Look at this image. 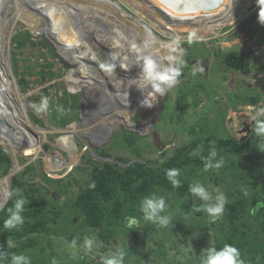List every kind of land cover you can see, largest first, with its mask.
I'll return each mask as SVG.
<instances>
[{
	"label": "rangeland",
	"instance_id": "obj_1",
	"mask_svg": "<svg viewBox=\"0 0 264 264\" xmlns=\"http://www.w3.org/2000/svg\"><path fill=\"white\" fill-rule=\"evenodd\" d=\"M64 1L68 2V0ZM75 1L78 3L79 10L81 9L80 11H88L79 13V16L75 13L74 17H70L71 25L64 29L66 19L75 11L73 5H61L59 1L54 0L42 2L39 0H0V18L7 17L6 24H8L9 33H11L3 56L6 57L7 67L13 79V88L21 100L20 109L24 111L25 117L29 121L25 125L29 134L31 133L29 136L18 133L2 111L0 115L6 120V124H0V128L7 130L12 142L16 141L13 136H18L22 143H16L20 144V147H15L14 144H7L0 138V148L5 153L8 152L13 159V168L7 175L10 176L12 170L15 173L11 178V183L9 182L10 187L9 184L6 187V197L0 200V205L7 203L11 197L13 177L20 175L30 167L31 171L24 174V178L30 183H38L44 188L48 187L45 199L52 206L48 211L52 212L53 210L54 212L48 215L43 214L42 217L48 226H40L39 234L36 237L34 235L35 238L29 237L28 243L33 245V249L30 252L22 251L17 255L28 257L29 254H32L35 258L41 257L45 260L42 263L34 261L32 264H52L53 260L56 261V264H104L105 258H116L122 254V264H186L187 259L190 258L189 252L196 250L192 233L187 230L186 226L194 219L201 218L194 213L192 216L178 214L180 203L184 199H187L188 202H200L205 207L204 215L207 217V208L214 207L220 196H224L225 203H229L234 199L233 195L220 194L214 189L213 195L210 196L212 190L209 184L212 183H209L204 188L208 196L207 200L191 190L184 199L174 202L176 208H171L172 211L169 212L170 203L176 197H171L170 192L157 188L151 197L142 201L145 204L147 200L156 202L161 197L164 199V207L155 211L152 220H147V225L153 226V233L146 232L147 225L138 221L134 216L135 219L129 218L128 221L135 220L137 222L134 224L137 225V228L139 226L144 228L136 230L133 233L135 236L119 233L114 238L116 242L112 241L109 244L105 239L98 238L96 232L83 226L79 212L74 209L73 205L74 196L77 194L79 186L76 184L72 187L68 186L70 185L69 180L72 178L67 179L61 188L58 187L59 183L48 185V180L45 178L46 176L51 179L65 177L72 168L85 162L82 158L86 152L90 153L93 161L101 160L110 163L114 161L113 158L99 157L94 153L95 150L103 149L111 155H124L135 160H154L160 156L161 151H173L177 146L184 145L183 143L191 144L195 138L200 139V146L194 151V155L204 152L206 149L204 144H206V140L207 143H210L209 138L213 139L211 141L213 144L221 138H235L239 143H244L254 132L256 121L252 120L251 116L255 115L256 110L264 108V25L258 22L259 9L256 0H239L238 5L242 6H237L235 13L220 23L218 22L211 32L206 29L199 32L196 29L200 26L197 25L196 29L192 26H190L192 29L186 28V24H179V18H174L179 25L177 27L179 36H176V30L162 25L153 16L142 10L141 7L145 6L143 1L111 0L121 6L130 18L137 19L162 41L167 43L175 41L178 51L180 48L185 50L181 57L185 63L182 65L175 61V66L181 69L182 75L178 77L175 84L168 87L164 95L160 93L155 96L159 110L154 114L144 112L141 105L131 108V110L129 109L131 105L127 102L130 96L140 97L139 92L141 91L143 94V91L149 88L139 87L135 81L138 79L137 76L143 75V56L146 54L142 53L140 56L142 64H139L138 68L134 65L130 71H124L121 68L122 64L118 62L124 55H128L127 52L130 49L135 50L136 45H133L131 41L138 40L137 37L132 39L133 32L136 30H128L129 24L122 22L118 15L114 14V16L111 8L104 6L105 0ZM153 1L157 2L158 7L162 10L168 11L171 15L175 14L166 4L159 0ZM176 12L178 16L210 13L183 14L180 13L181 9ZM155 14L165 22H171L170 17L157 11ZM179 21L181 22L182 19ZM42 25H44V29L51 25V29L56 31L57 36L62 37V43L68 44L67 50L70 53H72L71 44L75 46V51L79 55H82L86 50H91L93 56L82 57V64L88 67L89 71L84 72L82 66L77 70V75L84 78L83 80H90L89 86H84L75 93L71 91L67 82L68 74L72 69L71 61L60 53L57 44L49 35L35 32V30H41ZM33 26H35V30ZM24 31H29L35 41H46L55 56H52L46 47L33 48L26 45L23 49L16 48L13 39L18 33L24 34ZM193 32L196 33L197 38H194L190 43L188 38ZM73 34L79 38L75 39ZM177 37L180 39H176ZM76 47L79 49L76 50ZM15 51L19 66H23L22 71H25V76L22 78L16 73L12 63V53ZM22 51L25 53L24 55L20 54ZM112 51H115L116 58L111 55ZM230 51H239L245 55V62L250 66L248 73L242 74L225 67L223 55ZM41 52L48 56V61L53 63L51 70L56 71L59 77L47 82L41 80L40 68L36 66L37 62L45 63L44 59L40 57ZM133 55L134 53L128 55V61L132 62V65L135 63ZM101 64H112L116 67L112 72H107L101 69ZM27 66L32 67L30 72L25 68ZM165 66L170 67V63L165 61ZM193 71H195V76L192 75ZM23 79L29 84L25 90L20 84V80ZM139 88L141 89L139 90ZM65 93L78 97L79 109L77 118L62 126L63 121L59 115L62 114L63 109H59L58 105L65 104ZM150 94L148 89L146 96ZM251 97L260 98L258 104L252 105L254 107L249 112L247 106L251 105ZM43 98H47V107L38 112L34 105H39ZM10 101L18 103L16 97L9 100L7 97L4 98V94H0V104L9 110L8 113L12 112ZM26 103L30 107L27 108ZM93 107L96 108L95 113L92 112ZM86 108H88L86 124L90 121L96 122L100 118L99 122L91 123V131L84 126L83 129H79V126L85 125L83 117H85L84 110ZM71 110L72 108L69 106L66 108L68 112ZM126 112H129L127 116H125ZM121 115H123V122L118 124L117 120L120 118L116 120L114 118L122 117ZM0 123H3V120ZM98 124L101 127L97 130L96 125ZM201 125V129H203L201 131L206 133L205 137L199 133ZM104 127L106 129L103 131ZM122 128L126 129V132L149 138L148 142H145L146 139H144L142 142L137 141L134 146V148L140 149L141 157H137L132 149L111 145L113 135L117 132L121 133L119 131ZM193 128H196L194 134L190 132L193 131ZM79 131L82 133H78ZM123 137L121 134L118 142H121ZM258 138L256 146L261 151L259 147L261 139ZM66 139L67 144H65ZM74 147L76 148V162L62 173L63 158L65 159ZM256 155L258 154L248 157L255 161L258 170L261 164H259L260 161L257 160ZM16 167L18 168L16 169ZM89 178V172L77 176V180L83 184H86ZM212 186L216 188V186ZM196 188L199 186L193 189ZM53 190H61L65 195L62 198H57ZM5 206L6 204L2 206L0 212ZM143 211V214L147 216L148 213L144 209ZM69 217H76V221L69 220ZM166 217L168 223L161 224V220ZM15 228L7 230L12 231ZM71 236L75 238L74 246L73 240H70ZM85 238L93 241L91 251L85 248ZM162 251L165 254L159 257L158 254Z\"/></svg>",
	"mask_w": 264,
	"mask_h": 264
},
{
	"label": "trees",
	"instance_id": "obj_2",
	"mask_svg": "<svg viewBox=\"0 0 264 264\" xmlns=\"http://www.w3.org/2000/svg\"><path fill=\"white\" fill-rule=\"evenodd\" d=\"M13 43L16 48L23 49L26 45L35 47H46V49L55 56L51 46L44 40H33L29 31L24 34L18 33ZM20 54H25L23 51ZM40 57L45 63H36L40 68L39 75L44 82L51 81L59 74L51 70L53 63L48 61V56L41 52ZM39 58V57H37ZM225 67L232 71H238L246 74L250 71V66L245 62V55L239 51L228 52L223 55ZM12 63L16 73L20 78L25 76L22 71L23 66H19L16 51L12 53ZM28 72L32 70L31 66L25 67ZM21 87L25 90L28 87V81L20 80ZM64 105L59 104V109H63L59 117L63 125L69 124L78 115V97L65 93ZM260 97H251V105H256ZM249 103V104H250ZM71 111H66L67 107ZM199 133L205 137L206 133ZM190 131L192 134L195 132ZM121 133H115L112 137L111 145L113 147L132 149L137 157H141L140 149L134 148L137 141H149V138H143L135 133L126 132L120 129ZM121 134L124 136L121 142H118ZM259 139L254 132L244 143H239L235 138H221L214 144L213 139L209 138L210 143L204 144V152L194 155V151L200 146V139L195 138L191 144L183 143L177 146L173 151L164 150L160 156L154 160H135L124 155H111L105 150H95L94 153L99 157L113 158L112 163L106 161H93L89 152L83 156L84 163H80L70 170V172L61 179H51L46 176L47 184L59 183L62 186L69 180V187L76 184L79 186L77 194L74 196V209L79 212L83 226L97 233L98 238L105 239L111 244L115 241L119 233H127L135 236V231L143 229L133 223V227H128L129 218H135L147 225L146 215L143 214L144 202L147 197H151L157 188L170 192L172 199L170 211L176 208L174 202L184 199L189 191L194 187L205 188L206 184L211 187V194L216 189L217 193L229 195L234 199L225 203L224 211L215 221L210 213H206L205 207L200 202H188L184 199L178 206V214L192 216L193 213L201 218L194 219L186 228L191 231L195 251L189 252L190 258L186 264H200L201 254L208 248L221 249L225 244L232 245L239 249L241 259L244 264H264V151H259L256 146V140ZM123 143V144H122ZM153 147L152 145H149ZM215 153V155H213ZM258 154L257 160L261 167L257 170L255 161L250 160L248 156ZM47 156V155H46ZM244 156V157H243ZM222 161V163H221ZM220 164L217 168L216 165ZM71 166L68 156L63 158L62 169L64 173ZM13 168V159L9 153H5L0 148V178L7 175ZM177 170V176L173 179L179 181L178 185L173 184V179H169L167 171ZM31 168H26L20 175L12 179L11 197L5 208L0 212V252L5 253V257L0 258V264H10L11 255L24 252H30L33 245H29V237L35 238L39 234L40 226H48L42 217L54 213L48 211L52 208L51 203L45 199L48 194V187L44 188L38 183H30L24 178V174L29 173ZM89 172L90 178L84 183L77 180V176ZM74 182V183H73ZM216 188H213V186ZM10 187V184H9ZM196 188V189H199ZM57 198H62L65 194L53 190ZM215 193V192H214ZM8 198V197H7ZM26 200L21 215L23 224L17 226L15 230L9 231L4 228V220L8 218L7 209L13 207L18 199ZM6 203V202H5ZM4 203V204H5ZM219 203L216 201L214 207ZM0 205V209L4 205ZM172 208V209H171ZM54 209V208H53ZM48 211V212H47ZM47 212V213H46ZM134 218V219H135ZM69 220L75 222L76 217H69ZM178 219V218H177ZM176 219V220H177ZM33 221V223H30ZM198 221V222H197ZM151 226V224H149ZM145 227L146 232L153 233V226ZM212 233V235H211ZM35 235V237H33ZM11 240L13 246L7 245V240ZM70 240H75L70 237ZM77 242V241H76ZM116 242V241H115ZM162 251L158 256H164ZM30 262L36 261L42 263L44 259L35 258L32 254L28 255ZM86 259V258H85ZM179 264V263H178Z\"/></svg>",
	"mask_w": 264,
	"mask_h": 264
},
{
	"label": "bare ground",
	"instance_id": "obj_3",
	"mask_svg": "<svg viewBox=\"0 0 264 264\" xmlns=\"http://www.w3.org/2000/svg\"><path fill=\"white\" fill-rule=\"evenodd\" d=\"M42 1H44V0H39V2H42ZM54 1H59L61 5H64V4H67L68 6L73 5L72 7L75 9V11H73L74 13L72 15H70L68 17V19H66V27L64 29L68 28V25H71V18L75 16V13L79 16V13L81 14V13H84L85 11H88V10H85V11L83 10L84 12L80 11L81 9L79 10L78 3L75 0H73V1L72 0H68V2L67 1L65 2L64 0H54ZM141 1H143V3H145V6H142V7L140 6L141 9L144 10L148 15L153 16L162 25L171 27L174 30H176L175 31L176 32V36H179L177 34L178 33V28L177 27L179 25H177V21H175L174 18H179L178 19L179 24H181V25L186 24V26H187L186 28L192 29V28H190V26H192V27H195V29H196L197 26H200L198 29H196L197 31L200 32V31H203V30L206 29L207 31L211 32L212 28L215 27L218 22L220 23V21L224 20L226 17L231 16L232 14H234L237 6H239V7L242 6V5H238L239 4L238 3L239 0H226V2L221 6V8L219 10L215 11V12L195 14V15H187V16H178L176 14L177 13L176 11H179L180 8H182V6L185 3L184 1H186V0L182 1V3L179 2L180 4H172V2H171L172 0L171 1L170 0H159L160 2L166 4L172 11L175 12V14H172V15L168 11H165V10H162L161 8H159L158 5H157V2H154L153 0H141ZM39 6L42 7L41 5H39ZM104 6H107V7L111 8V10H112L111 12L113 13V15L114 14L118 15L119 17H121L122 22H124L125 24H129L130 28H127L128 30H132V31L136 30V32H133L134 35H132V39L134 37H137L138 40L131 41L133 45H136L135 46V50L129 48L130 51L127 52L128 55H130V53L131 54L134 53V55L132 57H133V59H135V63L132 65L131 64L132 62L128 61V59H129L128 55L127 56L124 55V57L120 58L121 60H118V62H120L122 64L121 68L124 71H130L131 67H133L134 65H136L137 68H138V65L142 64V61H141L142 57L140 58L142 53L146 54V55H152L153 56V58H154V60H155V62L157 64V70L158 71L162 72V71H164V70H166L168 68H177L175 66V61H170V60L167 59V57L169 55H174L175 54V53H172L170 51V49L165 46V45H167V42L162 41L158 36L153 34L147 27H145V25H143L137 19L130 18L127 13H125L122 10H120L116 6V4L114 2H112L111 0H105ZM137 7H139V6H137ZM155 11L159 12L162 15H166V16L170 17L171 22L170 23L165 22L161 17H159V16H157L155 14ZM180 13H182V12H180ZM183 14H192V13H183ZM6 19H7L6 16H4L3 19L0 18V22H1L0 23V94H4V98L7 97V98H9V100L12 97L13 98L16 97L18 99V103L10 101V106H11V111H12L11 113H8L9 110H6L4 108V106L2 104H0V114L2 113V111L4 112V114L9 119L11 125H13L12 127L18 133H20L22 135H26V136L28 135L29 136L31 133L29 134V132L27 130V127L25 125V123H27L29 121L25 117L24 111L20 109V106H21L20 101L21 100H20L19 96L17 95V92L13 88V84H14L13 81H12L13 79L11 78L9 68L7 67L6 57L3 56L5 54V45L8 43V40H9L10 34H11V33H9L10 30H9L8 24H6ZM180 19H182L181 22L179 21ZM113 21H115V20H113ZM63 26H65V25H63ZM34 27L35 26H33V28ZM34 30H35V28H34ZM36 31L40 32L41 34L45 33L46 35H49L50 38L53 40V42L57 44L58 49L61 51L60 53H62L68 59H70L72 69H71L70 73L68 74L67 82L69 83V86L71 87V91L73 93H75V92H78L84 86L85 87L89 86L90 85V82H89L90 80L89 81L83 80L84 78L79 76V74L77 75V70L79 69V67L82 66L84 72H88L89 71V68L85 67V65L82 64V59H83L82 57H86V56L89 57L90 55L93 56V53L91 52V50H86V52H84L82 55H79L75 51V48H74L75 46H73V44H71L72 45V53H70L67 50V47H68L67 45L68 44L66 45V44L62 43L63 42L62 37L57 36L56 31L51 29V25L47 26L46 29H44V25H42L41 30H35V32ZM149 32L152 34V36L155 38V40L153 41L152 46L150 48L145 49V48H143V42L146 39H150L151 38V37H149ZM72 36H74L75 39L78 37L76 34H73ZM176 39H180V38L177 37ZM78 49H79V47H76V50H78ZM111 55L114 58L117 57V55L115 54V51H112ZM8 59H9V57H8ZM165 61H168L170 63V67H166L165 66ZM9 65H10V62H9ZM134 70H136V69H134ZM135 73H136V71H135ZM142 73H143L142 76L141 75L137 76L138 79L135 80L136 84H138L137 86H139V87H143V88L144 87L145 88L149 87V88H147V89L144 88L145 90L143 91V94L140 91L139 92L140 93L139 95H141L140 97L139 96H137V97L136 96H130L129 100L127 101L131 105V107L129 109L135 108V107H138V105H141L143 110H144V112H150L151 114H154V113L158 112V110H159L157 108V105H156V99L157 98L155 96L159 95L160 93H154V88H153V85L155 83H157V82L153 81V80H151L149 78H146L144 72H142ZM178 79L179 78H177V80ZM131 86H132V84H131ZM161 87L163 88V92L161 94L164 95L166 90L170 86L161 85ZM133 88H134V85H133ZM140 89L141 88H139V90ZM148 89L150 90L151 94L146 96L147 92H148ZM144 100H148L151 106L149 107L147 105H144L142 103ZM26 107L27 108L30 107L28 103H26ZM93 108L94 109H92L93 110L92 112L95 113L96 108L95 107H93ZM86 114H88V108H86L84 110V116L85 117H83V121L85 122V125L79 126V129L80 130L83 129V126H84V128H87V130L91 131V129H92L91 123L94 124V123L99 122L100 118H98L96 122H91L90 121L89 123L86 124V122L88 120L87 119L88 115H86ZM128 114H129V112H126L125 116H127ZM123 115H124V113H123ZM123 115H121L122 117L116 116L114 118L115 120L117 118H120V120H117V122L119 121L118 124H121V122H123ZM1 120H3V123H0V124H4V123L6 124V120L2 117V115H0V122H1ZM111 121L113 122V120H111ZM100 127L101 126L99 124L96 125L97 130ZM105 129L106 128L104 127L102 130L104 131ZM78 133H82V132L79 131ZM107 135H108V132L106 133V137H107ZM13 137L16 140L14 142L11 141L10 134L7 132V130H5L4 128L3 129L0 128V138L5 143L14 144L15 147L19 146L20 144L17 145L16 143H22L21 139H19L18 136H13ZM66 141H67V139L65 140V144H67ZM69 156H70V158H69ZM68 159H69L71 165H73V163L76 162L77 156H76V148L75 147L73 148V151H71L69 153ZM17 168L18 167H16V169ZM12 173H14L13 170H12ZM8 184H9V176H6V177L2 178V180H0V200L2 198L6 197V190H7L6 187H7Z\"/></svg>",
	"mask_w": 264,
	"mask_h": 264
},
{
	"label": "clouds",
	"instance_id": "obj_4",
	"mask_svg": "<svg viewBox=\"0 0 264 264\" xmlns=\"http://www.w3.org/2000/svg\"><path fill=\"white\" fill-rule=\"evenodd\" d=\"M256 4L258 6V22L261 25H264V0H256ZM150 39H146L143 42V48L148 49L152 46L153 41L155 38L152 36V34L149 32ZM196 37V33L193 32L189 36V42L191 43L192 40ZM175 41H171L165 45L170 49L172 53H175V55H169L167 57L170 61H176L180 64H184L185 62L181 59V57L184 55V49L180 48L178 51ZM143 72L146 76V78H149L153 81H156L153 85L154 93H162L163 88L161 85H168L172 86L176 83L177 78L182 75L181 69L177 68H168L164 71H158L157 70V64L153 58L152 55H145L143 56ZM101 69L107 72H112L115 65L112 64H101ZM202 71V70H201ZM193 76H195V71L192 73ZM144 105L151 106L148 100H144L142 102ZM36 107V110L43 111L47 107V98H43L41 103L39 105H34ZM254 106L248 105V111L251 112ZM252 120L256 121L255 127H254V134L261 139V144L259 145L260 150L264 151V108H260L256 110L255 115L251 116ZM215 155V153H213ZM222 163V161H221ZM217 168L220 167V164L216 165ZM167 176L169 179H173L177 176V170L173 169L171 171H167ZM173 184L178 185L179 181L173 179ZM195 194L199 195L203 199L207 200L208 196L206 195L203 188L199 189H191ZM25 204L24 199H18L15 201L13 207H9L7 209L8 218L4 220V228L5 229H12L17 227L18 225L23 224V217L21 215V212L23 211V207ZM225 206V199L224 196L219 197V203L215 207H208L207 212L211 214L213 217V220L215 221L220 217V215L224 211ZM164 207V199L161 197L158 201L154 202L153 200H147L144 204V210L148 213L146 219L152 220L153 216L155 214V211L158 208ZM137 221L133 220L130 221L128 224V227H131V224L136 223ZM168 218L161 220V224H167ZM73 241V246H74ZM7 245L9 247H12V241L9 239L7 240ZM85 248L88 251H91L93 241L90 239L85 238L84 240ZM5 253L0 252V258L5 257ZM123 260V254L116 257V258H105L104 264H122ZM10 264H31L30 259L24 255H11ZM52 264H56V261L53 260ZM200 264H244V261L241 259L240 251L236 247L225 244L221 249L217 250L216 248H208L201 254V262Z\"/></svg>",
	"mask_w": 264,
	"mask_h": 264
},
{
	"label": "water",
	"instance_id": "obj_5",
	"mask_svg": "<svg viewBox=\"0 0 264 264\" xmlns=\"http://www.w3.org/2000/svg\"><path fill=\"white\" fill-rule=\"evenodd\" d=\"M182 1L184 0H172L171 2L172 4H180L182 3ZM184 2H183L184 5L182 6V8H180L182 13H199V12L202 13V12H213V11L218 10L222 6V4L225 2V0H186ZM115 4L120 10L123 11L121 6H119L117 3ZM10 174H11L10 176L9 175L7 176H9V182L11 183V178L15 173L10 172Z\"/></svg>",
	"mask_w": 264,
	"mask_h": 264
}]
</instances>
